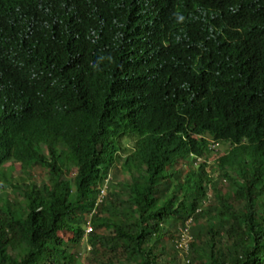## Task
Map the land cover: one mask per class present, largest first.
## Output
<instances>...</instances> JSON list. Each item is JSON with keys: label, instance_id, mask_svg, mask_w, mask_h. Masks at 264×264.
Instances as JSON below:
<instances>
[{"label": "trees", "instance_id": "obj_1", "mask_svg": "<svg viewBox=\"0 0 264 264\" xmlns=\"http://www.w3.org/2000/svg\"><path fill=\"white\" fill-rule=\"evenodd\" d=\"M0 264H264V0H0Z\"/></svg>", "mask_w": 264, "mask_h": 264}, {"label": "clouds", "instance_id": "obj_2", "mask_svg": "<svg viewBox=\"0 0 264 264\" xmlns=\"http://www.w3.org/2000/svg\"><path fill=\"white\" fill-rule=\"evenodd\" d=\"M219 144H221V143H219V142H210V144H209V149L210 150H212V151H214V147L215 146H218ZM222 145V144H221ZM201 157V156H200ZM200 157H196V156H192V157H190V158H194V164H200V163H202V162H206L207 163V165H210L209 163H211V164H213V163H215V156H214V158L212 159V161H210L209 162V160H206V159H201ZM217 158V157H216ZM208 172H210V170H208ZM207 172V173H208ZM211 173V172H210ZM209 173V174H210ZM111 181V173L109 174V172L107 173V175L105 176V178L102 180V182H101V186L99 187V194L97 195V198H96V201H95V203H94V207L98 204V203H100V201H101V198H102V195H104V189H105V186L109 183ZM93 212H94V208H93V210H92V212L90 213V215L91 214H93ZM91 231V227H90V225H89V222L87 221V224H86V227H85V233L86 234H88L89 232Z\"/></svg>", "mask_w": 264, "mask_h": 264}, {"label": "rangeland", "instance_id": "obj_3", "mask_svg": "<svg viewBox=\"0 0 264 264\" xmlns=\"http://www.w3.org/2000/svg\"><path fill=\"white\" fill-rule=\"evenodd\" d=\"M124 145H127L126 142H124ZM228 149H229V148H228L227 144H222V145L219 144L218 146H215V147H214V153L217 155V156H215V158L218 157L219 155H224V154L228 151ZM213 156H214V155H211V156L208 158V159H210L209 162L212 161V159L214 158ZM123 157L125 158L126 155H124ZM200 158H201V159H206V158L203 157V156H201ZM211 163H212V162H211ZM211 163H209V164H211ZM211 173H212V172H211ZM15 174L18 175V172L14 173V175H15ZM119 174H122V173H119ZM120 178H121V177H117L116 180H117V179H120ZM84 248H85V245L82 244V246H81V252H82V254H81V258H83Z\"/></svg>", "mask_w": 264, "mask_h": 264}, {"label": "built area", "instance_id": "obj_4", "mask_svg": "<svg viewBox=\"0 0 264 264\" xmlns=\"http://www.w3.org/2000/svg\"><path fill=\"white\" fill-rule=\"evenodd\" d=\"M179 236V247L183 248L184 250L187 247V243L191 240V236L189 235V230H188V222H186L185 226L179 228L178 232Z\"/></svg>", "mask_w": 264, "mask_h": 264}]
</instances>
